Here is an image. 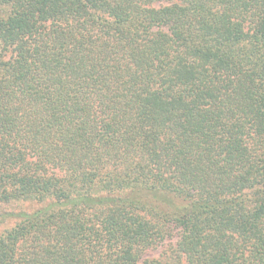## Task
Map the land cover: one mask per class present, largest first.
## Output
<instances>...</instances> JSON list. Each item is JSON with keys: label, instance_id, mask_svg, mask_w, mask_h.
Returning <instances> with one entry per match:
<instances>
[{"label": "trees", "instance_id": "16d2710c", "mask_svg": "<svg viewBox=\"0 0 264 264\" xmlns=\"http://www.w3.org/2000/svg\"><path fill=\"white\" fill-rule=\"evenodd\" d=\"M6 220L0 264H264V0H0Z\"/></svg>", "mask_w": 264, "mask_h": 264}, {"label": "rangeland", "instance_id": "374dc122", "mask_svg": "<svg viewBox=\"0 0 264 264\" xmlns=\"http://www.w3.org/2000/svg\"><path fill=\"white\" fill-rule=\"evenodd\" d=\"M35 207V205H33V204H25V205H23V207L21 208L22 210H32L33 208ZM20 207H16L15 206V208H10L8 211H12V212H17V211H19V210H21V209H19ZM12 221L13 220H6V221H4V222H2V223H0V231H2L4 228H7V227H9L10 225H12L13 223H12ZM166 246H163V247H160V248H158V249H156V250H154L153 252H151V256L152 257H157V255L163 250V248H165Z\"/></svg>", "mask_w": 264, "mask_h": 264}]
</instances>
